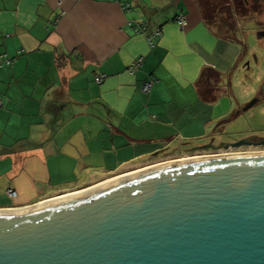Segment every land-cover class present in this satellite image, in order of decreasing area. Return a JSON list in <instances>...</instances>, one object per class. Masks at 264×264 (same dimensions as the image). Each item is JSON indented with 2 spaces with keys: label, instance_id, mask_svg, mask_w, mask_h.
I'll return each instance as SVG.
<instances>
[{
  "label": "crops",
  "instance_id": "1",
  "mask_svg": "<svg viewBox=\"0 0 264 264\" xmlns=\"http://www.w3.org/2000/svg\"><path fill=\"white\" fill-rule=\"evenodd\" d=\"M200 2L0 0V55L11 60L0 64V210L80 192L207 144L199 140L229 117L222 101L241 48L207 27ZM135 24L146 31L136 34ZM157 30L151 47L147 37ZM148 78L155 83L143 94ZM98 171L109 175L88 179Z\"/></svg>",
  "mask_w": 264,
  "mask_h": 264
},
{
  "label": "water",
  "instance_id": "2",
  "mask_svg": "<svg viewBox=\"0 0 264 264\" xmlns=\"http://www.w3.org/2000/svg\"><path fill=\"white\" fill-rule=\"evenodd\" d=\"M149 167L0 210V264H264V154Z\"/></svg>",
  "mask_w": 264,
  "mask_h": 264
},
{
  "label": "rangeland",
  "instance_id": "3",
  "mask_svg": "<svg viewBox=\"0 0 264 264\" xmlns=\"http://www.w3.org/2000/svg\"><path fill=\"white\" fill-rule=\"evenodd\" d=\"M241 18L236 27L225 32L229 39L237 40L241 48L237 68L231 72L227 95L222 103L229 104L228 119L217 122L213 131L211 129L201 138L199 143H212L213 146H220L238 141L244 136L254 139L264 138V38H259L254 22ZM264 18L259 17L258 21ZM236 32V34H235ZM235 34V35H234ZM227 87V86H226ZM258 102L247 111L242 109L252 100ZM198 145V144H197ZM264 152V146L241 147L228 151L194 152L190 151L187 156L210 157L213 155H237ZM103 171H98L88 176L91 181L107 177ZM115 177V176H112ZM86 178V182L88 183Z\"/></svg>",
  "mask_w": 264,
  "mask_h": 264
},
{
  "label": "trees",
  "instance_id": "4",
  "mask_svg": "<svg viewBox=\"0 0 264 264\" xmlns=\"http://www.w3.org/2000/svg\"><path fill=\"white\" fill-rule=\"evenodd\" d=\"M202 18L207 27L217 36L229 39V29L236 27L241 18L253 21L258 37H264V20L258 21L264 15V0H201L199 4Z\"/></svg>",
  "mask_w": 264,
  "mask_h": 264
},
{
  "label": "built area",
  "instance_id": "5",
  "mask_svg": "<svg viewBox=\"0 0 264 264\" xmlns=\"http://www.w3.org/2000/svg\"><path fill=\"white\" fill-rule=\"evenodd\" d=\"M130 7V5L128 3L124 4V6H122V9L123 10H128ZM179 28H183L185 26V20L183 17H178L177 20H176ZM131 25V24H129ZM132 30L136 33V34H141V33H144L146 31V27L144 26V24H135L132 28ZM161 34V31L160 30H157L155 31L154 33H152L149 37H147V41H148V44L153 47L154 46V43H153V38H156L158 37L159 35ZM3 60L6 62V64H10L11 63V60L9 59H5L3 55H0V64L3 62ZM143 64V58L142 57H139L135 64L133 66H131L129 68V72L130 74H134V72L136 70H138ZM105 76H100L98 78L95 79V82L96 83H101L103 81ZM155 81L152 79V78H148L142 88H141V92L143 94H149L153 85H154ZM0 106H1V100H0ZM182 160V159H180ZM5 195L7 197H9L10 199H15L17 197V193L13 190V189H7L5 191Z\"/></svg>",
  "mask_w": 264,
  "mask_h": 264
},
{
  "label": "flooded vegetation",
  "instance_id": "6",
  "mask_svg": "<svg viewBox=\"0 0 264 264\" xmlns=\"http://www.w3.org/2000/svg\"><path fill=\"white\" fill-rule=\"evenodd\" d=\"M257 102H258V100H257ZM256 102V103H257ZM242 139H249V141H251L252 143H258V142H260L262 139H264V138H258V139H254V138H252V137H249V136H244V137H242V138H240L239 140H242ZM238 140V141H239ZM235 142H237V141H235ZM234 142H232V144H233ZM230 144L231 143H228V144H224V145H218V146H213L212 145V143H207V144H205L203 147H200V148H197V149H194L193 151L194 152H198V151H200V152H209V151H214V152H216V151H219V150H225V151H228L229 150V148H230ZM244 147H255V146H252V145H248V146H244ZM231 149V148H230ZM232 149H240V148H232ZM190 151L191 150H187V151H182V150H180V153H178V155L179 156H177V158H174V159H172V161H178V160H180V159H182V160H186V159H191V158H195V157H192V156H187L188 155V153L189 154H191L190 153ZM198 157V156H197ZM200 157V156H199ZM168 162H171V160L170 161H168ZM165 163H167V162H165ZM116 177H118V176H116ZM116 177H113V178H116ZM110 179H112V178H110Z\"/></svg>",
  "mask_w": 264,
  "mask_h": 264
},
{
  "label": "bare ground",
  "instance_id": "7",
  "mask_svg": "<svg viewBox=\"0 0 264 264\" xmlns=\"http://www.w3.org/2000/svg\"><path fill=\"white\" fill-rule=\"evenodd\" d=\"M259 154H264V152H256V153H250V154H245V153H243V154H237L238 156H242V155H259ZM214 156H220V157H223V156H229V155H213V156H210V157H214ZM232 156H234V155H232ZM179 161V160H178ZM181 161V160H180ZM147 168H151V167H147ZM147 168H144V169H140V170H137V171H134V172H131V173H129V174H127V175H123V176H120V177H116L115 179H120V178H123V177H125V176H131V175H134V174H136V173H138V172H140L141 170L143 171V170H146ZM115 179H112V181L113 180H115ZM75 194H78V193H75ZM69 196H72V195H69ZM73 196H74V194H73ZM68 197V196H67ZM62 198V197H61ZM63 198H65V197H63ZM58 200V199H57Z\"/></svg>",
  "mask_w": 264,
  "mask_h": 264
}]
</instances>
